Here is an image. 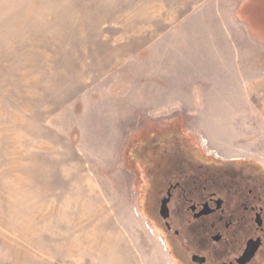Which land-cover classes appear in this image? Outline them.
<instances>
[{"label":"rangeland","instance_id":"1","mask_svg":"<svg viewBox=\"0 0 264 264\" xmlns=\"http://www.w3.org/2000/svg\"><path fill=\"white\" fill-rule=\"evenodd\" d=\"M161 153L264 166V0H0V264H175Z\"/></svg>","mask_w":264,"mask_h":264},{"label":"flooded vegetation","instance_id":"2","mask_svg":"<svg viewBox=\"0 0 264 264\" xmlns=\"http://www.w3.org/2000/svg\"><path fill=\"white\" fill-rule=\"evenodd\" d=\"M153 159L143 171V210L175 264H264L260 162L191 153Z\"/></svg>","mask_w":264,"mask_h":264}]
</instances>
